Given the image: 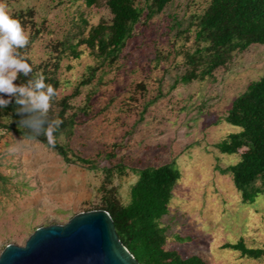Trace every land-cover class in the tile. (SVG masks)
Returning a JSON list of instances; mask_svg holds the SVG:
<instances>
[{"label":"rangeland","instance_id":"374dc122","mask_svg":"<svg viewBox=\"0 0 264 264\" xmlns=\"http://www.w3.org/2000/svg\"><path fill=\"white\" fill-rule=\"evenodd\" d=\"M209 1L171 0L142 35L127 42L114 65L98 69L72 100L75 107L83 106L94 92L88 114L76 119L70 147L85 158L113 152L115 157L102 158L101 166L126 165L127 174L112 181L122 204L129 202L137 179L130 169L174 163L180 179L160 220L167 249L183 257L197 255L207 264H264V256L249 259L224 247L239 239L248 248L263 245L264 194L252 204L243 203L230 176L219 171L236 164L239 155L215 147L239 130L224 117L233 99L264 74V45L249 46L210 78L178 82L185 72L182 52L192 50L194 42L192 31L185 30ZM3 2L10 15L33 9L35 22L43 25L28 52L34 64L49 59L47 46L72 31L80 15L88 26L110 19L103 3L87 8L80 0ZM24 31L28 37L30 29ZM80 49L79 58L60 62L59 97L72 93L96 65L89 50ZM9 122L0 117V123ZM0 173L8 178L0 189V253L8 244L23 246L36 228L63 225L100 204V171L66 164L39 142L1 128Z\"/></svg>","mask_w":264,"mask_h":264},{"label":"trees","instance_id":"16d2710c","mask_svg":"<svg viewBox=\"0 0 264 264\" xmlns=\"http://www.w3.org/2000/svg\"><path fill=\"white\" fill-rule=\"evenodd\" d=\"M80 1L87 8L103 3L110 14L109 21L88 26L87 20L80 15L72 31L47 46L50 57L39 64L31 61L28 52L44 31L43 25L35 22V12L31 8L11 14L20 21L22 28L30 29L28 43L18 51L32 65V73L42 74L45 82L56 90L48 116L50 119L59 117L62 120L55 133L54 146H48L42 134L33 140L53 151L66 164L101 172L103 179L99 190L102 195L95 209L108 212L120 242L139 264H207L197 255L183 257L176 250L166 247L165 229L160 226V220L168 213L173 190L180 179V172L174 163L130 169L137 179L130 187L129 202L122 204L112 181L127 174L126 165L119 162L101 166L102 158L111 159L115 154L112 152L104 157L97 155L95 158H85L70 147L76 119L79 115L88 114L90 98L94 93L86 96L83 106L75 107L72 100L80 94V88L92 82L99 68L114 65L127 42L142 35L151 18L159 14L171 0H143V5L136 0ZM185 31H192L194 42L192 50L182 52L185 72L178 82L189 83L210 78L217 69L226 67L236 54L249 46L264 45V0H210L205 10L194 17ZM80 47L89 50L96 65L88 68L87 74L72 93L59 97L60 81L57 75L60 62L64 58H79L82 53ZM26 79L18 74L14 83H23ZM16 107L14 102H10L0 110V117L10 121L0 123V128L26 138L23 135L25 130L18 126L20 114L15 112ZM224 121L239 130L228 134L215 147L222 154H238L239 161L219 171L230 176L241 201L252 204L259 195L264 194V74L248 83L246 89L233 99ZM7 183L8 178L0 173V189L4 190ZM224 247L249 259L264 256V241L259 248L246 247L242 239L234 244H225Z\"/></svg>","mask_w":264,"mask_h":264},{"label":"water","instance_id":"95a60500","mask_svg":"<svg viewBox=\"0 0 264 264\" xmlns=\"http://www.w3.org/2000/svg\"><path fill=\"white\" fill-rule=\"evenodd\" d=\"M0 264H139L120 242L102 209L74 215L63 225L36 228L23 246L8 244Z\"/></svg>","mask_w":264,"mask_h":264},{"label":"clouds","instance_id":"9594fccd","mask_svg":"<svg viewBox=\"0 0 264 264\" xmlns=\"http://www.w3.org/2000/svg\"><path fill=\"white\" fill-rule=\"evenodd\" d=\"M27 43L28 37L20 21L9 14L0 0V110L14 102L18 106L15 112L20 114L18 126L25 130L24 137L33 140L42 134L48 146H54L55 133L62 120L59 117L50 119L48 112L57 93L42 74L32 73V65L18 51ZM18 74L27 79L14 83Z\"/></svg>","mask_w":264,"mask_h":264}]
</instances>
